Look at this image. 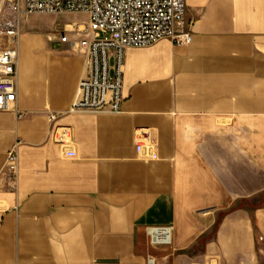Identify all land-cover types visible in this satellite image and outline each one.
Returning <instances> with one entry per match:
<instances>
[{
    "label": "crops",
    "instance_id": "crops-1",
    "mask_svg": "<svg viewBox=\"0 0 264 264\" xmlns=\"http://www.w3.org/2000/svg\"><path fill=\"white\" fill-rule=\"evenodd\" d=\"M186 6L190 45L126 52L120 114L73 112L85 57L22 36L0 264H264V0Z\"/></svg>",
    "mask_w": 264,
    "mask_h": 264
},
{
    "label": "built area",
    "instance_id": "built-area-1",
    "mask_svg": "<svg viewBox=\"0 0 264 264\" xmlns=\"http://www.w3.org/2000/svg\"><path fill=\"white\" fill-rule=\"evenodd\" d=\"M186 11V0H0V40L5 41L0 49V111L18 113L17 66L21 27L26 19L64 14L88 17L84 25H65L56 38L62 44H73L89 69L78 85L72 111L120 114L125 102L126 52L151 48L164 40L179 47L190 45L193 34ZM56 118L52 115L50 121ZM18 175L19 155L14 149L7 154L1 174L11 191L16 188ZM147 233L154 247L172 245L173 227H153ZM148 263L155 264L153 260Z\"/></svg>",
    "mask_w": 264,
    "mask_h": 264
},
{
    "label": "rangeland",
    "instance_id": "rangeland-1",
    "mask_svg": "<svg viewBox=\"0 0 264 264\" xmlns=\"http://www.w3.org/2000/svg\"><path fill=\"white\" fill-rule=\"evenodd\" d=\"M88 17L81 14H64V15H35L22 23L21 39L24 34L31 37L32 41L50 43L49 37H55L56 41L63 32L65 25L86 24ZM20 39V40H21ZM0 49L4 48L5 41L0 40ZM263 203V201H261ZM240 209H245L240 207ZM248 210V209H247ZM256 210V208H250Z\"/></svg>",
    "mask_w": 264,
    "mask_h": 264
}]
</instances>
